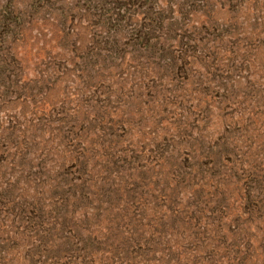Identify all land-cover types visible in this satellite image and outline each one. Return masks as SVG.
Returning <instances> with one entry per match:
<instances>
[{
    "label": "rangeland",
    "instance_id": "rangeland-1",
    "mask_svg": "<svg viewBox=\"0 0 264 264\" xmlns=\"http://www.w3.org/2000/svg\"><path fill=\"white\" fill-rule=\"evenodd\" d=\"M0 92V264H264V0H0Z\"/></svg>",
    "mask_w": 264,
    "mask_h": 264
},
{
    "label": "trees",
    "instance_id": "trees-1",
    "mask_svg": "<svg viewBox=\"0 0 264 264\" xmlns=\"http://www.w3.org/2000/svg\"><path fill=\"white\" fill-rule=\"evenodd\" d=\"M14 56V55H13ZM192 57V56H191ZM8 86L5 87V85L3 86V88H9L11 86V83L8 81L7 82ZM7 90V89H6ZM4 94H6V91H4ZM3 92H0V97H2ZM4 98V96L2 97ZM220 112H224L226 111V105H224L222 108H219ZM224 116V115H223ZM145 126V125H143ZM226 133V129L224 130V134ZM226 142L224 141L223 144H225ZM221 148H217L216 150L212 151L210 150V146L207 148V152L205 154L200 153V155L197 157L196 161H201L203 162V164L208 163V162H212L215 166L218 165V161H216L215 159L217 158V156H220L222 152L225 151V147L223 146ZM217 146V144H216ZM80 159H82L83 163L82 165L86 164V159L84 158L83 155L77 156V155H73V151H70L69 153V161L72 162V165H81L79 163ZM220 159V157H219ZM6 173V172H4ZM207 184V183H205ZM244 206L242 207L243 213H246L248 219L247 222L249 223L250 220L253 218V210L250 209L249 205H246L245 203L243 204ZM241 230H231L230 226L229 229L227 230V234H226V224L221 223L220 219H218L217 224L215 222H211L210 224L207 223L204 226L203 229V235L199 236L197 235L198 233L194 232L191 235H188L187 237H183L182 241L180 242L182 245H179L183 248L178 249L177 251H171L170 249H168V253L171 257H175L176 253L178 256V253L181 254H185L188 261L190 264H200L199 262H201L202 260L205 261H210L215 255H219V250H229V254H233L234 257L239 256L240 254H242L243 250L242 248H244L245 253H244V257L243 259L246 258V254L247 251L250 247V243L249 241H246L245 238H243L242 234L240 233ZM245 232V230L243 231ZM93 250H95V256L92 257L95 261H97V254L99 252H104L107 253L101 254V258L99 259V263L98 264H108L110 262H113L114 258H117L116 252H111L109 253V251L107 250H99V249H95V247H91ZM82 253L86 252V245L84 244L83 249L81 251ZM149 253V252H148ZM146 254L145 256H143L141 258V260L145 261V262H149L153 259H155L154 256H149V254ZM155 252H153L154 254ZM124 256V258L122 259V257ZM200 256V257H198ZM118 259H120L122 261H128L129 258L127 256V254L125 252L120 251L118 253ZM240 257V256H239ZM252 257V256H251ZM149 258H151L149 260ZM229 259V257H228ZM107 262H104V261ZM132 260H135L134 258H132ZM90 262L93 264V260L90 259ZM211 262V261H210ZM213 262V261H212ZM188 263V264H189ZM84 264H90L88 262H84ZM207 264H212V263H207Z\"/></svg>",
    "mask_w": 264,
    "mask_h": 264
}]
</instances>
